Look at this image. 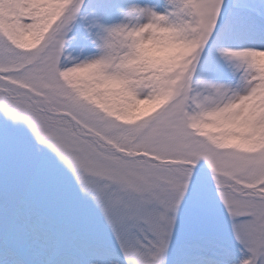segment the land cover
Returning <instances> with one entry per match:
<instances>
[{"label": "snow or ice", "instance_id": "1", "mask_svg": "<svg viewBox=\"0 0 264 264\" xmlns=\"http://www.w3.org/2000/svg\"><path fill=\"white\" fill-rule=\"evenodd\" d=\"M0 264H264V0H0Z\"/></svg>", "mask_w": 264, "mask_h": 264}]
</instances>
